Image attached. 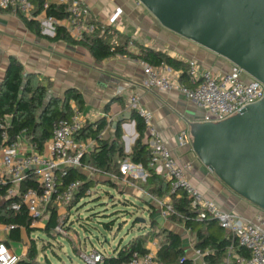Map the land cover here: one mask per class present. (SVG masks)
I'll return each instance as SVG.
<instances>
[{
	"label": "built area",
	"instance_id": "2783aa9c",
	"mask_svg": "<svg viewBox=\"0 0 264 264\" xmlns=\"http://www.w3.org/2000/svg\"><path fill=\"white\" fill-rule=\"evenodd\" d=\"M59 3L67 5L69 14L59 22L47 17L44 11L38 16H33L34 7L30 0H0V10L47 24L53 35L54 26L59 25L72 40L82 41L85 34L93 30L89 23L88 7L77 0H60ZM45 8L47 3L44 5ZM113 20L117 29L120 25L119 16H115ZM141 65L145 82L149 87L167 92L175 91L183 95L202 112L201 122L223 121L236 115L246 106L258 102L264 96L263 84L234 64H231L227 72H214L197 61L190 60L187 62L186 85L179 82V77L172 76L165 64L154 67L142 62ZM137 102L138 98L131 99V106L145 126V140L150 149V167L158 174L163 173L170 180L171 193L177 194L181 191L186 194L191 207L199 212V217L209 215L216 220L220 228L237 241L239 246L247 250L248 256L243 257L235 255L233 247H230L227 262H231L234 255L235 264H264V212L259 211L252 219H246L232 211L223 210L206 199L190 179L192 165L178 162L173 157L171 150L153 126L152 114L137 107ZM72 108L73 114L69 119L60 120L54 125L52 135L44 143L41 152L26 137V130H21L13 140H10L7 131L10 122L6 118L0 119V186L7 187L5 199L10 200V209L18 211L23 205L30 219V227L37 230L43 227L42 224H47L45 215L47 206L54 205L58 210V217L53 233L62 237H68L69 233L70 210L67 206L72 203L83 181L75 179L61 186L59 178L67 176L71 168L84 173L88 179L112 177L82 164L81 158L86 153L88 144L76 141L74 137L83 128L86 120L74 105ZM177 139L180 148H190L189 132H182ZM90 143L93 144L94 141ZM28 173L35 174L37 185L35 188L21 191L20 185ZM81 201L82 199L79 203ZM156 203L160 208L161 217L166 219L172 210L169 199ZM12 229V226H0V233H8ZM157 248L158 242L154 240L146 253L135 252L128 261L120 264H157L155 262ZM196 254L202 256L197 251ZM79 257L87 264H101L105 256L92 250L88 254L80 251ZM21 259L22 257L9 247L5 239H0V264H17Z\"/></svg>",
	"mask_w": 264,
	"mask_h": 264
},
{
	"label": "crops",
	"instance_id": "0c3cea01",
	"mask_svg": "<svg viewBox=\"0 0 264 264\" xmlns=\"http://www.w3.org/2000/svg\"><path fill=\"white\" fill-rule=\"evenodd\" d=\"M46 1L59 3L60 0ZM77 1L87 6L90 16L102 25L114 26L113 19L119 16L120 25L115 29L117 35L113 40L121 37L118 40L121 41L126 37L132 41L125 48L126 54L98 62L82 46L50 41L48 37H52L53 34L49 25L40 23L41 34L38 36L26 27L21 16L0 10V81L4 76L8 59L14 57L22 64L24 74L34 75L35 80L46 87L51 97L62 99L67 89H76L82 94L85 103L82 112L85 120L93 123L105 119L106 128L101 133L102 137L113 138L114 124L119 120L125 121L121 125L125 153L130 151L137 138L135 122L131 121V111L135 110L131 106V99L138 98L136 106L152 114L153 126L171 150L173 157L178 162L192 165L190 179L198 186L204 197L223 210L252 219L259 212L258 209L244 202L213 174L207 172L189 147L178 146V136L182 132H189L188 123L201 121L202 112L178 92L149 87L145 82L142 61L138 56L141 54L140 48L144 47L160 51L184 64L195 60L214 72H227L231 64L195 43L164 29L136 0ZM168 68L172 76L179 77L180 83L187 84L180 79L181 69ZM83 142L88 144L86 153L96 144L95 140L90 138ZM127 166L139 168L143 176L142 179L140 178L141 184L145 183L146 172L141 167L131 164ZM160 175L165 177L163 173ZM130 187L133 185L130 184ZM177 195H180V192ZM147 203L153 205L152 210L155 213L153 220L159 228L156 233L155 226L151 227L150 206ZM145 204L148 206L145 211L150 220L149 228L140 233H149L145 248L149 249L150 243L154 240L158 242L157 234L160 229L167 228L182 236L184 248L190 247V251L186 249L187 256L194 261V264H204L201 257L195 255L196 251L190 243L184 240L186 231L163 219L155 200L148 197ZM44 224L39 228L40 231L44 228ZM5 234L0 233V239H5L9 247L24 259L27 243L17 251L14 244L16 242L6 240ZM191 252L194 254L189 255L188 253Z\"/></svg>",
	"mask_w": 264,
	"mask_h": 264
},
{
	"label": "trees",
	"instance_id": "16d2710c",
	"mask_svg": "<svg viewBox=\"0 0 264 264\" xmlns=\"http://www.w3.org/2000/svg\"><path fill=\"white\" fill-rule=\"evenodd\" d=\"M30 2L34 7L33 16H38L44 11L47 17H51L57 22L69 16L66 4L47 3L46 0H30ZM46 3L47 8L44 9ZM22 18L31 32L38 36L41 34L40 23L37 20ZM89 23L93 26V30L86 33L82 41L72 40L65 29L59 25L54 26V35L48 37V39L52 42L61 41L70 45L82 46L98 62L126 54L125 48L132 42L129 38L123 37V40L118 41L121 39V37H118L113 40V37L117 35L114 26L102 25L91 16ZM140 51L141 54L138 58L142 62L154 67L165 64L175 70L181 69L180 79L187 82V64L150 48L141 47ZM72 105L83 112L85 103L82 94L76 89H67L62 99L48 97L46 87L35 80L34 75L24 74L23 66L16 58L10 57L8 59L4 76L0 81V119L6 118L10 122L7 129L10 140H13L21 130H26V137L41 152L44 143L52 135L54 125L60 120L69 119L73 114ZM132 120L135 122L137 138L128 153L124 152L122 142L121 125L125 121L118 122L114 128L113 138L101 136L106 128L105 119L93 123L86 121L74 138L79 142L90 138L95 140L96 144L89 152L83 154L82 164L95 168L103 175L115 177L117 180H122V174L119 170L121 162L129 160L132 165L141 167L146 172L145 183L142 186L146 189L148 197L155 201L169 199L172 210L166 221L182 227L194 236L192 248L202 255L201 259L204 264H235L234 255L231 262L226 261L230 247H233L235 255L247 257V250L239 246L229 233L220 228L216 220L207 214L199 217V212L191 207L190 199L185 193L179 191V196L171 193L170 180L157 174L150 167V149L145 140V126L135 110L131 111ZM75 179L82 180L83 184L78 193L75 194L72 203L67 206V209L76 206L80 199L89 196L87 192L95 186L92 179H88L85 174L72 168L67 176L59 178L62 183L61 186ZM105 182L111 187H116V184L109 177L106 178ZM131 184L133 185L132 182ZM36 185L35 174L28 173V176L20 185V190L25 191L28 188H35ZM6 189V186H0V226H12L13 229L5 234V238L16 243H22L24 239L28 240L26 256L17 264H41L37 261L36 242L31 237L36 229L30 227V219L23 205L18 211L10 209V200L5 199ZM147 204L150 206L151 227H154L153 216L155 213L152 210L153 205ZM57 214L58 210L54 205L47 206L45 212L47 224L41 232H44L48 237H54L53 229L57 223ZM103 226L109 231L112 228L111 223H106ZM148 234H141L123 246L116 247L113 255L104 257L101 264H120L128 261L135 252L139 254L146 253L145 243ZM157 235H161L155 255L157 264H194V261L187 256L181 235L167 228H161ZM45 263L50 264L48 260Z\"/></svg>",
	"mask_w": 264,
	"mask_h": 264
},
{
	"label": "water",
	"instance_id": "95a60500",
	"mask_svg": "<svg viewBox=\"0 0 264 264\" xmlns=\"http://www.w3.org/2000/svg\"><path fill=\"white\" fill-rule=\"evenodd\" d=\"M136 1L167 31L238 66L264 86V0ZM188 128L190 149L202 167L264 212V96L223 121L192 122Z\"/></svg>",
	"mask_w": 264,
	"mask_h": 264
},
{
	"label": "rangeland",
	"instance_id": "374dc122",
	"mask_svg": "<svg viewBox=\"0 0 264 264\" xmlns=\"http://www.w3.org/2000/svg\"><path fill=\"white\" fill-rule=\"evenodd\" d=\"M130 164L129 160L121 162L119 170L122 180L111 177L116 184L115 188L109 186L103 177L93 179L95 186L89 190V196L69 209L68 237L54 233V237H48L39 229L32 233L31 237L36 242L38 262L46 264L45 261L48 260L50 264H87L79 257L80 251L88 254L96 250L109 257L113 255L116 247L123 246L149 228L150 220L145 211L148 208L145 204L148 196L140 180L143 176L139 168L127 166ZM131 182L133 187H130ZM106 223H111L110 231L103 226ZM156 226L155 233L159 229ZM184 237L192 246L194 236L186 232ZM160 238L161 235H157V240ZM24 243H28V240L14 243L15 249L19 251ZM186 249L188 251L190 247ZM188 254L193 255L194 252Z\"/></svg>",
	"mask_w": 264,
	"mask_h": 264
}]
</instances>
